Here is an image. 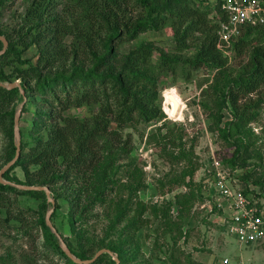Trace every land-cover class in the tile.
<instances>
[{
  "label": "trees",
  "instance_id": "1",
  "mask_svg": "<svg viewBox=\"0 0 264 264\" xmlns=\"http://www.w3.org/2000/svg\"><path fill=\"white\" fill-rule=\"evenodd\" d=\"M9 1L0 0V35L9 41L0 56V81L20 80L26 100L18 87L0 86V169L16 153L14 117L21 102V119L25 112L32 117L26 126H20L21 155L3 177L17 184L47 185L55 200L63 197L67 201L74 236L71 239L59 233L78 258L88 259L99 249L109 248L123 264L140 249L133 239L137 221L132 218L120 226L128 215L110 212L115 186L108 185L117 183L110 178L117 171L115 145L128 143L119 129L158 116L160 80L153 69L171 74L180 67L216 70L215 126L227 142L235 139L233 142L239 143L236 134L247 120L256 118V109L264 103L263 96L239 103L241 96L264 84V24L245 27L232 42L236 67L228 64L231 54L225 55L218 47L220 22L226 19L221 9H216L221 0L216 1L214 11L204 0H30L24 13L12 12L13 23L2 20ZM170 21L177 51L193 50L190 55L163 52L152 41H140L120 51L124 42L160 30ZM33 46L37 47L36 61L24 57ZM2 47L0 40V50ZM94 105L97 110L89 116L71 113L73 108ZM227 107L232 109L233 119L224 121ZM240 147L238 144L231 158L222 160L231 174L246 166L239 162ZM16 167L22 169L24 180L11 177ZM243 171L234 176L248 181L251 175ZM253 182L258 189L243 188L251 197L261 193L264 176ZM22 194L44 198L36 221L28 215L33 209L21 205ZM201 198L206 200L203 190ZM48 204L45 191L24 190L0 181V235L11 237L13 230L21 229L33 251L47 258L44 264H78L64 252L47 225ZM101 204H108L109 209L97 215L95 210ZM164 214V222L173 226L168 212ZM36 223L50 251L36 244ZM6 256L0 257V264L12 263L14 256ZM109 256L104 253L92 264H102ZM110 262L115 264L113 258Z\"/></svg>",
  "mask_w": 264,
  "mask_h": 264
},
{
  "label": "rangeland",
  "instance_id": "2",
  "mask_svg": "<svg viewBox=\"0 0 264 264\" xmlns=\"http://www.w3.org/2000/svg\"><path fill=\"white\" fill-rule=\"evenodd\" d=\"M216 1L204 0V4L214 11ZM29 2L30 0H10L2 20L13 23L12 17L10 18L12 12L17 11L18 15L24 13ZM216 9L219 10L220 5ZM212 15L213 13L210 17ZM140 41H152L155 47L169 54L178 52L190 55L193 52L190 49L177 51L171 21L160 30H149L141 33L134 41L124 42L120 51H125ZM36 52L37 47L33 46L24 53V57L36 61ZM230 54L228 64L237 67L238 58H233L232 50ZM157 56V53L153 56L154 63L157 62ZM153 71L160 80L156 100L158 116L149 122H133L119 129L120 136L125 142L128 140V143L126 146L121 141L115 145L114 166L117 171L110 178L117 183L108 185L109 188L115 186L110 212L125 211L128 215L126 220H121L120 226L123 227L132 218L137 221L133 239L140 249L135 257L129 255L132 259L125 260L123 264H264V242L240 245L230 233L221 212H211V202L201 198L202 190L205 196L209 193V170L214 157L228 160L238 144H241L239 162H245L246 166L235 169L236 175L232 174L236 180L234 183L240 185L241 189L246 186L249 190L257 188L253 180L264 176V103L256 109V118L250 116L251 119L241 126V131L236 134L239 143H234L235 139L230 143L220 136L215 126L216 118L213 117L218 111L213 89L216 70L188 71L187 68L183 70L180 67L176 74L155 69ZM168 90H175L180 96L179 102L183 105L180 117L172 116L166 109V106H171L167 97ZM259 96L264 98V84L250 95L241 96L239 103ZM22 105L23 102L18 108ZM96 110V105L82 106L71 109V113L83 117ZM224 112V121L233 119L230 107L225 108ZM31 117L32 113H23L20 126H26ZM1 145L2 143L0 147ZM243 170L251 175L248 181L235 177L242 174ZM10 175L25 179L20 167H16ZM260 192L252 197L264 204V187ZM52 195L54 197L53 192ZM19 200L23 207L33 209L28 215L31 220L36 221L44 198L22 194L19 195ZM56 202L54 207L48 202L46 215L51 210L50 219L58 232L72 239L74 233L69 221L70 207L63 197ZM107 209L108 204H101L97 206L95 214H104L103 211ZM164 212H168L170 216V223L173 224H170L171 228L164 222ZM103 220L106 224L107 219ZM75 225L80 228L79 223ZM33 233L39 248L50 251L38 224ZM99 233L100 229L96 235ZM23 234L21 229H15L11 237L0 235V257H7L8 254L14 256L12 263L4 264L47 263V258L33 251ZM111 258L112 255L102 264H110Z\"/></svg>",
  "mask_w": 264,
  "mask_h": 264
},
{
  "label": "built area",
  "instance_id": "3",
  "mask_svg": "<svg viewBox=\"0 0 264 264\" xmlns=\"http://www.w3.org/2000/svg\"><path fill=\"white\" fill-rule=\"evenodd\" d=\"M218 47L230 55L232 42L247 26L264 24V0H221ZM210 189L206 200L210 210L221 212L230 233L240 245L264 242V204L247 195L232 177L231 170L214 157L209 170Z\"/></svg>",
  "mask_w": 264,
  "mask_h": 264
},
{
  "label": "water",
  "instance_id": "4",
  "mask_svg": "<svg viewBox=\"0 0 264 264\" xmlns=\"http://www.w3.org/2000/svg\"><path fill=\"white\" fill-rule=\"evenodd\" d=\"M0 40L3 42V47L0 50V56H1V55H3L6 52L8 46H9V41H8V39L4 35H0ZM0 86H4L6 88L18 87L20 89L21 94L24 96V98L26 100V94H25L24 89L21 86L20 80H15L14 82H2V81H0ZM21 112H22V106L17 109V111L15 113V117H14V136H15L16 153H15V156L0 169V181L3 182V183L13 184V185L17 186L18 188H21V189H24V190H41V191H45L48 202L52 203V205L54 207L55 206V203H56V200L53 197L52 191L49 188V186H47V185H25V184H17V183L11 182V181H7L3 177V175L17 162V160L19 159V157L21 155V131H20ZM50 215H51V210H49L47 212V215H46L47 225L49 226V228L53 232H55V234L57 235V237H58V239L60 241V244H61L62 249L64 250V252L74 262H76L78 264H92L101 255H103L104 253H108V254H110V255L113 256V258L115 260V264H120L121 261H120L119 257L117 255H114V252L112 250H110L109 248H101V249H99L94 254L93 257L88 258V259H80V258H78L70 250L69 246L67 245V243L65 242V240L63 239V237L61 236V234L58 232V230L55 227V225L52 223V221L50 219Z\"/></svg>",
  "mask_w": 264,
  "mask_h": 264
},
{
  "label": "bare ground",
  "instance_id": "5",
  "mask_svg": "<svg viewBox=\"0 0 264 264\" xmlns=\"http://www.w3.org/2000/svg\"><path fill=\"white\" fill-rule=\"evenodd\" d=\"M167 97L168 101L171 103V106L168 105L166 106L167 111L172 115V116H182L183 113V105L180 104V96L175 90H168L167 91ZM182 101V100H181ZM178 119V118H177Z\"/></svg>",
  "mask_w": 264,
  "mask_h": 264
}]
</instances>
